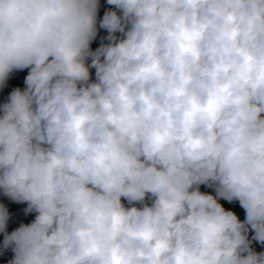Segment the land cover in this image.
<instances>
[{
  "label": "clouds",
  "instance_id": "1",
  "mask_svg": "<svg viewBox=\"0 0 264 264\" xmlns=\"http://www.w3.org/2000/svg\"><path fill=\"white\" fill-rule=\"evenodd\" d=\"M0 95V264H264V0H0Z\"/></svg>",
  "mask_w": 264,
  "mask_h": 264
},
{
  "label": "trees",
  "instance_id": "2",
  "mask_svg": "<svg viewBox=\"0 0 264 264\" xmlns=\"http://www.w3.org/2000/svg\"><path fill=\"white\" fill-rule=\"evenodd\" d=\"M93 46L95 47V44ZM3 95H6V92ZM3 95H0V102H2V100H3ZM202 190H206V189H202ZM0 199H2L4 203H7L9 205L10 211H12L14 213L13 218L10 221L9 231H11L15 227H17L20 223H22V222L23 223H28L34 218L33 214H29L27 216H25L23 214L22 209L26 205H16V204H13L10 201H7L4 198H0ZM222 203L225 204V207L232 208L233 210L237 211V213L241 216V218H243V210L239 208L238 203L231 204V205L227 204V202H223V201H222ZM0 241H2V235H0ZM255 247L257 248L258 251L261 250L259 245H255ZM10 255L11 254L8 253L5 258H8Z\"/></svg>",
  "mask_w": 264,
  "mask_h": 264
}]
</instances>
